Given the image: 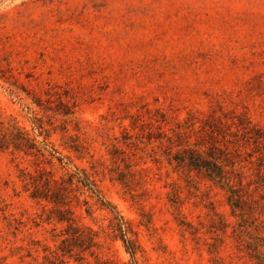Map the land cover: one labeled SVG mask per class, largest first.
Wrapping results in <instances>:
<instances>
[{
  "label": "rangeland",
  "instance_id": "374dc122",
  "mask_svg": "<svg viewBox=\"0 0 264 264\" xmlns=\"http://www.w3.org/2000/svg\"><path fill=\"white\" fill-rule=\"evenodd\" d=\"M38 97L73 111L69 133L87 146L83 157L63 148L64 116L43 110ZM33 109L52 128L49 141L72 155L65 167L55 159V174L95 167L105 198L128 221L127 237L140 244L132 256L115 237L114 214L78 193L76 222L100 242L87 260L256 264L237 247L226 191L169 162L164 133L174 144L232 151L238 145L223 140L221 127L237 131L233 122H242L252 136L264 134V0H0V122H17L40 141ZM262 140L239 148L256 197ZM41 167L51 169L41 156L0 148V264H39L46 246L60 243L66 224L52 217L55 204L32 198L22 181L23 169ZM119 171L130 181L118 180Z\"/></svg>",
  "mask_w": 264,
  "mask_h": 264
},
{
  "label": "trees",
  "instance_id": "16d2710c",
  "mask_svg": "<svg viewBox=\"0 0 264 264\" xmlns=\"http://www.w3.org/2000/svg\"><path fill=\"white\" fill-rule=\"evenodd\" d=\"M60 104H63L61 96L57 97ZM50 102V99H46ZM35 103L43 110H53L56 113L62 114V124L59 127L62 131L63 148L75 152L78 157L84 156V151L87 146L80 140L76 133H69L70 128L68 116L73 114L69 108L67 110H59L53 108L50 104L44 102V99L38 97ZM33 116L31 122L34 130L38 131L39 136L44 138L38 141L33 137L28 129L20 126L17 122H0V148L23 151L26 155H33L42 157L43 161L51 166V169L46 167L38 168L35 172L23 169L22 181L24 187L30 190L32 198L37 200H45L55 204L52 213H57L55 216L61 223H65L66 227L62 229L61 240L55 248L46 246L44 260L39 264H72L71 259L81 264H106L108 259L97 260L93 263L86 259L84 252L90 251L93 255L94 246H99L100 242L96 240L98 233L90 226L80 225L76 222L74 210L71 206L74 200L79 201L78 193L89 191L92 197L105 208H108L114 214L112 220V227L118 231L115 237H120L127 251L134 256L140 248V244L136 239L127 237L126 224L128 221L119 213L116 206L107 200L103 194L102 189L96 178L97 169L89 171L84 166L75 165V170H67L61 174L56 175L53 171L57 159L62 167L67 163L72 162V155L64 153L54 143L49 141L51 129L46 127L43 119L35 110H32ZM237 126V131H231V125L226 128L229 131L220 128V133L225 142L236 143L238 145L233 151L229 146L223 148L222 146L211 143L208 148L201 146H193L191 144H174L173 137L168 133H164L167 138V146L165 147V154L169 162L177 163V166H187L191 169H196L209 179L213 180L218 186L223 188L227 194V200L231 207V213L236 217L234 223V232L237 235V247L240 251L246 253L255 260L256 264H264V219L261 218L264 212V189L256 197L254 191L250 190L251 181H244V171L241 159L240 147L245 142L251 141L262 143L264 134L256 130V135L252 136L248 126L242 122H233ZM225 126V125H224ZM53 126V129H57ZM79 129V128H77ZM214 131V130H212ZM233 135V138H229ZM41 144H39V143ZM198 145V144H196ZM178 146V147H176ZM127 172H131L130 164L126 163ZM125 171H119L117 179L121 182L127 183L130 181ZM264 181V175L261 178ZM260 186H257L258 189ZM264 188V184H263ZM88 203L87 200H85ZM91 214L90 210H87ZM50 217V216H49ZM225 226L230 223L224 221ZM247 235L250 240L247 239ZM119 264V263H117Z\"/></svg>",
  "mask_w": 264,
  "mask_h": 264
}]
</instances>
